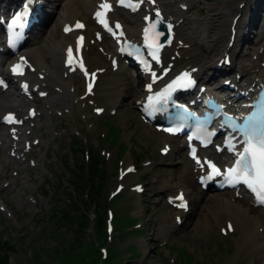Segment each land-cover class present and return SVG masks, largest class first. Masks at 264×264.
Instances as JSON below:
<instances>
[{
    "label": "rangeland",
    "instance_id": "rangeland-1",
    "mask_svg": "<svg viewBox=\"0 0 264 264\" xmlns=\"http://www.w3.org/2000/svg\"><path fill=\"white\" fill-rule=\"evenodd\" d=\"M237 1L238 0L206 1L205 4L199 5V10L196 11V14H198L199 17H203L206 12L211 13V9L214 10L216 7L220 8V6L224 7L233 4V2L236 3ZM50 3H54L55 5L58 2L57 0H50ZM52 6L53 4L51 7ZM54 16L55 13H50V17L47 19L46 26L42 30L41 35L49 32L50 25L52 21H54ZM207 23L208 21H206V24ZM205 32L204 25H198L196 33L192 34L188 31L187 39L195 42L198 38H202ZM54 34V36H57L58 29ZM31 45L30 43L28 47ZM194 50L195 47L192 48V51ZM202 53L203 50H200L195 56V59L202 57ZM93 57H97L101 62L94 63ZM89 61L91 65L104 64L102 58L96 52H94V56H89ZM123 86L124 85L121 84L119 88H123ZM124 87L122 93H120L122 105L118 108L120 110L118 115L112 116L102 124L98 121L97 124L93 117L90 119L92 128L87 134V145L91 148H95L98 154L103 157L106 174L111 172V175L105 180V187L107 189L105 191L104 200H106L107 207L105 208V212L107 210L112 211V224L114 230L111 234H107L109 242L104 247L108 252L106 260L109 258V254H111L112 257L114 255L116 257L107 264H118L117 261L119 260L122 261V264H188L189 261V264H229L228 259L229 255H232L231 248L234 245L236 233L227 238H223L218 235L216 228L206 227V230H202V226H199L203 225L202 215L204 212L203 204L205 200L202 197L198 200L194 199L191 201L192 213L183 227L169 229L172 221L168 216V208L161 202V193H166L163 191L172 192L170 187L175 183L179 184V186L187 187L190 178L188 179L183 172L185 159L180 151L178 153L172 152L167 158H160L158 156L157 149L165 138L157 136V134L148 130L137 121L136 114L133 113L128 106V103L132 104L133 99H135V90H133L132 84L130 82L128 83L127 80L125 81ZM11 102L13 101L10 100L9 103ZM100 104L102 105L101 102ZM53 121L56 123V127L53 129L50 128L48 120L42 137L44 143H48V145H45V151L51 164L49 167H43L47 169L48 172L44 176V169L42 170V168L39 167L30 175H21L18 188L9 193L5 198L6 203L13 213V217L10 218V220H6L0 215V257L6 255L8 264H38L40 260L36 259L31 252V246L38 250L42 262L45 260L46 263L48 262L49 264L60 263L59 258L62 254L61 247L59 246V251L56 250L52 252L54 241L51 238V232L40 234L36 227L33 228L35 222L29 217L32 208L24 202L26 197L24 193L28 194L26 182L21 185V181L24 179L31 180L35 185L42 184L38 196L34 195V197L38 202L37 205L40 206L42 212L44 211L43 214L50 210L55 198L59 200L63 195V183L66 178H68L66 170L67 166H70L63 152L73 143H69V132L63 135V137L61 136V130L64 128L63 124H61L62 121H59V119ZM58 124L61 126H58ZM106 129L109 131L106 142L110 140H112V143L114 140L116 142V134H121L119 141L121 144L130 141V152L124 153L116 160L115 148L107 147V144L101 138V135L106 134ZM47 130H50L51 134L53 133L56 135L54 140H50L48 134L45 133ZM121 131L123 132L121 133ZM101 152H108L110 154L104 156ZM136 153L138 154L137 156H135ZM76 158L81 159V155L76 154ZM120 161L123 162V165L135 163L139 168L136 174L126 177L120 182L125 185L132 184L136 179L143 182L146 191L140 196V203L136 201L137 197L126 188L119 193L120 197L118 200L108 203V199H111L109 192L117 182L113 172L119 167ZM142 161H150L152 164L154 162V165L150 166V168L143 169ZM1 166H3V169H6L9 175L10 167L7 161L2 159L0 167ZM168 170H171L170 174ZM36 175L39 176V180H34ZM1 182L2 178L0 177V184ZM192 182H194L193 179ZM31 187L33 189L34 185ZM164 188L167 189L163 190ZM198 194V188L195 185L191 188L189 195H192L193 199ZM62 201L64 202L63 198L61 199V202ZM57 202L54 204L55 206L53 209L56 210V212H58L57 209H59ZM200 206H202L201 210ZM127 216L129 220L131 217L135 218L132 225L129 227L143 229V234L136 232V234L127 233L126 235L124 228L128 223L126 224L124 220L127 219ZM163 218H166V224L162 222ZM197 220H200V222H197ZM139 224H141L140 228L135 227ZM159 224L162 225L159 226ZM50 228L52 227L50 226ZM167 228L169 230H166L165 233L164 231ZM163 236L169 238L168 245L159 247L157 240ZM141 239L147 240V243H145V251L142 248L143 246L139 244ZM59 240L60 237L57 238V242H59ZM6 242L12 248H9ZM99 243L102 245V242ZM167 250L172 251L168 253L170 256L167 255ZM184 250L192 253L186 254ZM181 252H184V255ZM89 255L93 258H90L87 253V262L90 264H97L94 259L96 255L93 253H89ZM175 257H180V263L178 258ZM73 264H77L75 260H73ZM254 264H258V261L255 260Z\"/></svg>",
    "mask_w": 264,
    "mask_h": 264
},
{
    "label": "bare ground",
    "instance_id": "bare-ground-1",
    "mask_svg": "<svg viewBox=\"0 0 264 264\" xmlns=\"http://www.w3.org/2000/svg\"><path fill=\"white\" fill-rule=\"evenodd\" d=\"M95 1L97 0H57L58 3L54 5L52 11L53 13H55L54 21H52L50 25L49 32L47 31V34H42L40 36L32 38V45L30 47L24 48V53L28 58L33 71V73H29L30 78H36L37 74H41L42 76H44L43 82L47 84V89L52 83H54L56 86L60 84L59 80L56 79L58 77L54 75L53 71H56L61 68L57 65L58 59H60L61 53L66 44L71 42V39L69 38L70 35L74 34H61L60 27L63 22H71L74 19H81L87 21L89 12L95 6ZM197 1L199 0H187V3L194 4L197 3ZM241 1H245L247 5H249L250 3L249 0H239V2ZM48 2L49 0H42V3L45 4V6H47ZM161 3L163 6V10L168 15H173L172 12L168 9L172 5L171 0H161ZM231 5L233 4L226 5L224 7L220 6V8L216 7L214 10L211 9V13L206 12V14L200 18L195 14V12H189L190 19L187 22L188 24L183 28L182 26L184 25V23L178 25L179 33L184 35V30H189L191 33H194L195 25L199 24L201 26L203 25V23H206V21H209V25H204L206 32L204 37H202L201 41H197L196 43H193L191 41L192 45H195L196 48H203V46H205L207 50L209 44L215 36H220V33H224V36L226 37L228 36V27L226 29V26L227 24L229 26V22L232 15L236 13L238 9L235 5L233 8H231ZM113 16L117 17L118 14L115 13L113 14ZM137 20L138 19H134L132 21L133 24L131 28H134V26H136ZM57 28L58 34L57 36H54V33L56 32ZM197 28L198 27H196V29ZM208 30L209 34L207 33ZM188 41L190 42V40H187V42ZM207 42H209V44H207ZM224 42L225 40L223 38L218 41L219 46L223 47ZM204 52L205 51L203 50V53ZM187 53L195 54L196 52H191L190 50L183 51V54L187 55ZM213 55H207L205 53L203 57L197 60L196 64H200L198 66L199 72H207L208 69H210V64H208V61L213 58ZM85 56L87 57L86 53ZM259 57H264V53L259 55ZM243 58V55L238 57V59ZM186 64L187 62H180V66ZM192 66H194V64ZM244 67L251 68L249 74H254V77L260 74V72H255L256 69H259L260 67L258 63L253 62L251 67H246L245 64ZM244 70L242 69V72H245ZM60 73L62 74V72ZM74 75L75 73L70 74L67 77H72ZM100 80L101 82H105L101 85L107 86V89L104 93H99L97 99H99V101L104 102L107 105L108 109L116 108L121 103L119 97L122 89L119 88V86L124 82L123 75H113L109 78H105V80L103 77H100ZM59 88L61 89L62 85H60ZM68 97L69 94L65 90H63L61 93L51 92V96L48 95V97L43 103V107L45 104H48L49 107L44 108V110L47 111L48 109H50V103L56 104L59 107H67L69 105ZM11 99L14 100L15 103L9 104V100ZM18 102L19 97L14 92L0 94V114L2 113V111L8 109L7 106L13 107L17 105ZM81 102L82 101H79L78 103ZM0 139V150L2 151V154H0V158L3 157L5 159L7 157V155L5 156L4 154V144L6 140L2 134H0ZM173 151L174 153H178L179 149H174ZM187 170H189V172L187 171V176L191 178V165L187 168ZM170 172L171 170H168L169 174ZM12 183L13 181L11 182V184ZM187 187L188 191H191V188L194 187V184L191 180L189 184H187ZM187 187H185V190ZM201 197L205 200V203L203 204V210L205 211V213H207V215L204 216L207 217V219L203 223H213L219 229L222 226L224 227V224L227 220L231 221L233 224V232L236 233V251L234 254H232L230 260L233 263L240 261L241 264H250L253 259L257 258L260 259L259 262L264 261V241L262 240L264 238V234L256 238L259 234L255 230L256 226L260 225V221H263L261 217L262 211L260 209H255L256 211H253V209L249 205L250 199L247 197H241V199L239 200H242V203H239L238 200L234 199L232 197V194L228 191L225 193L205 192L203 196L199 194L194 198L199 199ZM252 212L254 213V215L252 214ZM197 222H200V220H197ZM140 244H142V248L145 251V243Z\"/></svg>",
    "mask_w": 264,
    "mask_h": 264
},
{
    "label": "snow or ice",
    "instance_id": "snow-or-ice-1",
    "mask_svg": "<svg viewBox=\"0 0 264 264\" xmlns=\"http://www.w3.org/2000/svg\"><path fill=\"white\" fill-rule=\"evenodd\" d=\"M122 2V0H121ZM144 0H141L143 3ZM154 3V0H151ZM129 7H133L135 10L136 7H139V4L133 6L131 4L128 5ZM109 5L102 4L101 8H108ZM97 17H100L101 13L98 11L96 13ZM156 15L159 17V12L157 11ZM145 19H149V17H145ZM104 23V21H100ZM16 21H13L15 24ZM104 26L108 28V25L105 23ZM77 27H83L81 24H77ZM119 27V25H116ZM151 27H155V24H152ZM171 27V26H169ZM69 29L66 28V31ZM111 31V28H108ZM148 29H145V33L147 34ZM69 54L71 55V49H69ZM18 67V66H17ZM82 67V65H81ZM15 70V68H14ZM88 73L85 71V75ZM95 75L94 73L92 74ZM187 77V73L184 74ZM88 90L91 91V85L88 86ZM98 111H100L98 109ZM4 119L9 120L12 122L10 117H5ZM169 131H172L169 129ZM240 131L244 134L246 138V147L244 151L240 154L239 159L236 161V166L229 169V175L232 174H239V179L243 180L248 186L254 191L257 192V195L264 201V118L257 120L255 117H252L248 120L246 125L240 128ZM164 151H167L165 148ZM214 167V166H213ZM131 171V169H129ZM219 171V170H215ZM176 199L183 200V195L181 194ZM180 207H184V204H180ZM231 227V226H229Z\"/></svg>",
    "mask_w": 264,
    "mask_h": 264
},
{
    "label": "trees",
    "instance_id": "trees-1",
    "mask_svg": "<svg viewBox=\"0 0 264 264\" xmlns=\"http://www.w3.org/2000/svg\"><path fill=\"white\" fill-rule=\"evenodd\" d=\"M115 136V135H114ZM76 143L78 145H80V143L76 140ZM98 156L96 154H94V157H91V162H90V168L96 171V164L98 161ZM78 183H76L75 181L73 182V186L75 188V190L81 191L82 190V185L80 184V178L78 177ZM88 180H91V177L88 178ZM83 181H81L82 183ZM80 187V188H79ZM95 190V194H96V188L94 186V189L92 190V188L90 189L89 193H90V197H89V201L92 200V195L94 193ZM80 204L86 208V204L85 201L81 200ZM70 205L73 206L75 209L74 211L69 210V212H65L62 211L60 209H57L58 212H56V210H54V215L59 214L61 215V219L64 221H70V223L74 222L76 219L79 220L81 222V227L83 228L85 225H87L88 221L85 217L84 214L82 213H77L78 212V204H76L74 201H70ZM73 213V214H71ZM53 218V216L51 217ZM95 229L97 232L98 237H100L101 235V229H102V224L100 219L98 218V216L95 219ZM45 233L50 232V230H48V232L43 231ZM51 238L54 236L53 233L51 232ZM7 243V242H6ZM61 244V245H59ZM8 245V243H7ZM61 247V257L60 259V263L59 264H73V260H79L81 262V264H86L84 262L85 260V256L89 255V253H94L95 250L94 248L92 249V247L90 246V241L89 239H85L83 233L81 232H77V231H72V232H67L65 233L61 239L60 242H57L52 248V252H55L56 250L59 251L60 247ZM9 248H12L10 245H8ZM41 247V246H39ZM32 251H33V255L36 257V259L40 260V262L38 264H49L48 262L46 263L45 261H41V257L40 254L38 252L37 249H35L32 246ZM96 253V252H95ZM0 264H8V260H7V256L4 255L2 257H0Z\"/></svg>",
    "mask_w": 264,
    "mask_h": 264
}]
</instances>
